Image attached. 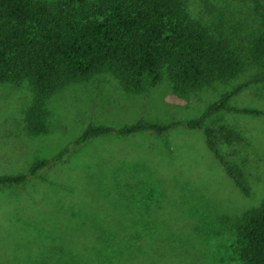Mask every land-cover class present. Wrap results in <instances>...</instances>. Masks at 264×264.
Wrapping results in <instances>:
<instances>
[{
  "label": "rangeland",
  "instance_id": "rangeland-1",
  "mask_svg": "<svg viewBox=\"0 0 264 264\" xmlns=\"http://www.w3.org/2000/svg\"><path fill=\"white\" fill-rule=\"evenodd\" d=\"M184 2L191 17L244 58L241 71L181 91L165 70L157 81L147 74L134 87L101 70L46 97L29 82L0 81V175L29 173L89 124L199 117L252 78L259 68L247 58V46L264 30L253 2ZM231 103L262 111L210 117L241 133L243 141L221 150L247 191L202 130L177 129L167 141L151 133L98 136L41 176L0 186V264H242L236 221L264 200V84L249 86Z\"/></svg>",
  "mask_w": 264,
  "mask_h": 264
},
{
  "label": "trees",
  "instance_id": "trees-1",
  "mask_svg": "<svg viewBox=\"0 0 264 264\" xmlns=\"http://www.w3.org/2000/svg\"><path fill=\"white\" fill-rule=\"evenodd\" d=\"M251 1L264 15L261 0ZM228 45L190 16L184 0H63L54 6L42 0H0V81L29 82L41 97L101 70L111 71L127 87L137 86L147 74L157 81L165 70L181 91L200 88L242 70L244 58ZM247 48V58L259 71L201 116L169 122L140 118L123 126L89 124L69 146L38 161L29 173L0 175V186L20 185L30 176H41L75 147L98 136L151 133L167 141L174 130L182 128L202 130L210 150L247 191L221 150L225 144L243 141L241 133L210 121L221 111L262 113L231 103L249 86L264 84V30L252 36ZM236 231L243 241L242 264H264V200L240 216Z\"/></svg>",
  "mask_w": 264,
  "mask_h": 264
}]
</instances>
